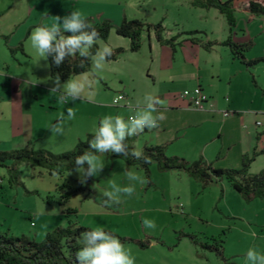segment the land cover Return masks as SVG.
I'll return each mask as SVG.
<instances>
[{"label": "rangeland", "instance_id": "374dc122", "mask_svg": "<svg viewBox=\"0 0 264 264\" xmlns=\"http://www.w3.org/2000/svg\"><path fill=\"white\" fill-rule=\"evenodd\" d=\"M76 1L0 0L1 9L9 8L7 13L0 14V26L4 28L9 25V43H13H10L12 46L5 44V38L0 37V74L5 75V67L9 66V87L7 79L0 80V84L2 81L4 85L0 87L4 99L0 101V151L22 148V143L13 139L11 131L17 114L9 109L10 83L18 84L22 78L28 79L26 81L33 78V81L39 80L34 70L27 66L29 61L33 68L37 66L40 71L48 73L47 60L41 59L31 47L30 35L42 22L44 26L51 25L56 18L45 19L34 8H51L54 14H58L56 16H62V13L67 15L68 9L77 5ZM78 1L79 5H82L80 2H87L91 8H104L107 11L112 29L106 39L95 42L96 47L107 44L112 49L122 48L123 52L114 59H107L100 69L90 62L87 72L73 77L83 84L81 97L74 102L62 104L56 96L50 100L45 95L46 103H52L51 109H47L48 116L54 120L69 109L75 115L67 122L63 135L47 132L46 140L33 136L31 144L34 148H31L34 150H45L56 155L71 151L79 141L94 135L93 129L102 116L118 114L127 119L134 115L137 102L145 95L158 98L159 91L179 88L180 83L173 87L162 76L159 78L163 75L160 69L167 47H160L155 42L153 28L149 33L142 32L139 51L130 52L129 39L115 33L121 21L117 13L121 14V11L116 13L113 8H125L128 19L139 17L144 23H160L164 39L169 40L181 33L179 39L184 41L196 38L202 43H217L212 47L217 52H206L189 43L176 47L175 58L178 63L182 59H193L207 66L212 56L218 58L221 53L226 54L228 49L222 44L228 33L224 17L213 8H199L189 0ZM232 3L235 18L232 41L252 43L244 54L246 61L262 60L249 67L242 66L247 74L251 73L264 92V16L251 14L247 9V0H233ZM100 21L96 15L89 20L91 24ZM14 24L16 30H13ZM30 26L33 27L27 35L26 30ZM17 39H21L20 43L28 49L31 60L22 59L23 56L16 49ZM21 62H24L22 65L26 69L19 68ZM234 65L238 66L236 63ZM24 69L31 75L25 76ZM168 72L174 71L169 69ZM119 95L125 99L115 105L113 101ZM158 99L161 102L159 105L165 106L169 98ZM24 104L30 105L27 100ZM254 106H264V93L260 90L254 98ZM169 119H166L165 125L171 133H175L180 129L182 120ZM145 130L126 138L132 150L143 153L144 144L162 145L165 146L166 157H177L188 163L199 160L197 154L202 152L207 141V135L203 134L202 138L193 127L186 130V137L181 132L169 144L168 138L162 141L156 139V129ZM98 155L105 165L98 176L89 177L85 183L80 182L75 168L58 175L50 174L43 167L31 166L26 161H8L4 167L0 166V232L41 242L57 228L75 231L79 228L102 227L119 238L134 257V264H245L246 252L250 247L264 253V197L244 199L225 180L203 184L184 171L161 170L156 162L151 163L148 170H143L127 166L119 157L112 159L105 154ZM213 167L218 168L215 165ZM250 167L248 175L253 177L260 174L264 169L263 159L253 161ZM125 171L135 172L142 182L129 181ZM11 176L15 178L12 184L9 183ZM113 183L131 185L135 190L131 195L121 194L119 201L106 203L103 193L110 190ZM67 192H72L71 196L63 197ZM143 219L154 221L156 227L146 231ZM79 233L75 236V245ZM214 244L222 246L221 254L213 250L214 247H205Z\"/></svg>", "mask_w": 264, "mask_h": 264}, {"label": "crops", "instance_id": "0c3cea01", "mask_svg": "<svg viewBox=\"0 0 264 264\" xmlns=\"http://www.w3.org/2000/svg\"><path fill=\"white\" fill-rule=\"evenodd\" d=\"M77 1L75 2L77 7L73 6L69 8L68 14L72 10H78L86 16L87 20H91L93 15H96V17L98 16V18L100 17L101 20L102 18L107 19V11L104 8H91L90 3L87 2H80L82 5H79V1ZM118 5L119 4H117V6ZM50 9L51 8H34V10L40 13L45 19L65 16V12L62 13V16H56L58 14H54ZM8 11L9 8H0V14H5ZM93 11L98 12L93 13ZM113 11L116 13L121 11V14L117 13V16H121V20L123 18L128 19L126 17L125 8H113ZM218 14L221 15L219 12ZM136 19L141 20L139 17ZM43 24L42 22L41 26H44ZM1 26L0 37H4L5 44L10 45L9 25H6L4 28H1ZM31 27L33 26L28 27L26 31L28 32ZM13 30H16V26ZM147 32L149 33V31ZM180 34L181 33H178L173 36L177 39L175 42L172 41L174 46L172 48L169 45L159 43L154 33L155 42L158 43L160 47H167V49H165L167 54L163 56L162 69H160V73L163 75H160L159 78L162 76L165 82L170 83V86L180 83L179 88L176 90L159 91L157 94V97L161 98V100L165 97L170 100L168 99L167 105L165 106L157 105V112L155 115L159 116L162 114L163 118L158 119L157 127L153 128L154 130L156 129L158 133H156V139L162 141L168 138L169 144L173 142L181 132H183L186 137V130L193 127L199 131L197 133H199L202 138L204 135H207L205 138L207 141L204 142L202 152L196 154L199 159H202L207 164H211L212 167L215 165L218 168L239 169L243 155L252 157L253 161L261 158L264 163V106H254V98L257 91L260 90L261 93H264L263 89L261 90L259 88L258 83L254 80L251 73L247 74V70L243 68L245 64L233 59L228 49L227 52H225L226 54L221 53L218 58L212 56L207 66L199 62H194L193 59H182L181 63L176 62V47H181L184 43H189V45L201 48L199 45L193 44L187 39V41L179 39ZM27 35H29V32ZM27 35H25V37ZM16 42L15 44L17 47L21 39H17ZM149 42L152 46L151 40H149ZM9 49L11 50L12 48ZM214 51L215 48H212L206 52ZM20 54L23 56V60H31V55L26 47H23V52H20ZM23 63L24 62L18 64L19 68L26 69V66L22 65ZM30 63L29 61L28 65H26L30 70H34V75L37 74L39 80L33 81V78L30 81L34 84H26L24 81L28 79L22 78L19 80L18 84L10 83L9 88V109L11 108L12 113L14 111V114H17L14 116L16 120L13 125H11V131L13 133V139L20 144L22 143V148H34L31 144L33 136H38L37 138L40 140H46L50 125L56 121L48 116L47 109H51L52 103L49 101L46 103L47 100L45 98V95L49 96L48 99L50 98V100L55 97L54 94L50 93L51 89L55 86V79L50 78L49 73L40 71L37 66L33 68ZM235 63L238 65L237 67L234 65ZM169 69H172L174 72H168ZM5 70L6 74H0V80L7 79L6 82H8L7 85L9 87V77L7 75L9 73V66H6ZM162 70H164V72H161ZM26 71L27 70L23 72L25 76L27 74L28 76L31 75ZM245 74L248 76H244ZM249 76L250 78H248ZM60 83L63 82L60 81ZM2 84L1 81L0 87L4 86ZM196 87H200L203 93L208 97V104L204 111L191 108L189 106V99L181 97V93L184 90L191 91ZM2 100L4 99L0 94V101ZM26 100L30 103L29 106L24 104ZM210 104H212L211 108L208 106ZM223 112H228V116L224 117ZM37 115L38 117L35 119ZM44 115L46 117H44ZM166 119L171 121L182 120L180 129H177L175 133H171L165 125ZM144 146L147 145L144 144Z\"/></svg>", "mask_w": 264, "mask_h": 264}, {"label": "trees", "instance_id": "16d2710c", "mask_svg": "<svg viewBox=\"0 0 264 264\" xmlns=\"http://www.w3.org/2000/svg\"><path fill=\"white\" fill-rule=\"evenodd\" d=\"M194 6L203 9L213 8L217 10L225 19L228 27V36L223 41L232 58L238 60L245 66L249 67L255 62L245 60V52L251 47L252 43H235L232 41V30L235 26V18L233 14V0H189ZM248 11L255 16H264V1L263 0H247ZM88 23L89 20H87ZM91 24V23H90ZM99 33V40L106 39L112 29V25L109 20L103 19L99 23L91 24ZM153 28L155 37L159 43L163 45H169L174 47L172 41L175 37L163 39L162 26L160 23L151 25L144 23L137 19L123 18L120 24L115 28V33L118 36L129 39L130 52H138L141 47V34L143 31H149ZM69 35L70 33H64ZM193 35V33H191ZM98 41V40H97ZM190 42L199 45L206 51L212 49L217 44L216 42L207 41L202 43L196 38H191ZM16 49L23 52V45L20 43ZM97 49L96 44L93 45V51ZM122 48L113 49V55L108 59H114L119 53H122ZM79 57H67L64 62L59 66L52 63L51 57H48V73L49 77L55 79L59 77V81H66L69 77H75L77 75L87 72L90 68L91 59L85 60L84 68L77 66ZM93 135H88L85 141H79L77 145L71 150L61 154H52L45 150H34L31 147H23L20 149H14L11 151H0V166L4 167L8 161H26L31 166H40L51 174H62L65 170L69 171L74 169L73 161L75 157L88 148L87 141L92 138ZM129 149L132 150L131 145L125 140ZM165 146H144L143 156L139 159L127 155L117 153H101L105 154L109 158H121L125 161L127 166H135L143 170H148L151 163L156 162L161 170H180L184 171L189 177L198 179L203 184H208L214 181L225 180L231 188L241 195L244 199L252 200L255 198L264 197V169L263 171L251 177L248 175V171L253 161L252 157L243 155L241 159V166L239 169H218L207 164L202 159L194 161L192 163L185 162L184 159L177 157L168 158L165 156ZM144 157H148V162H145ZM15 178L10 177L9 183H14ZM1 183V178H0ZM72 192H67L63 197H70ZM49 198V197H48ZM47 198V199H48ZM86 228H79L75 231L69 229L57 228L53 234H47L43 241L35 242L34 240H27L24 238H17L10 236L7 232H0V264H75V236ZM64 240V242H62ZM205 247H214L218 254H221V245L214 244L213 246L206 245Z\"/></svg>", "mask_w": 264, "mask_h": 264}, {"label": "clouds", "instance_id": "9594fccd", "mask_svg": "<svg viewBox=\"0 0 264 264\" xmlns=\"http://www.w3.org/2000/svg\"><path fill=\"white\" fill-rule=\"evenodd\" d=\"M99 39V33L87 22L86 16L78 10H72L62 18L56 17V21L51 25L37 27L30 35V44L41 59L51 57L52 63L57 66L67 57H79L81 59L78 67L84 68L85 60L91 59L94 67L100 69L113 55V49L105 44L93 51V45ZM25 83L33 82L29 80ZM54 85L50 93L62 104L74 102L81 97L83 91V84L72 77L60 83L57 76ZM160 103L158 98L145 95L137 102L134 115L127 119L118 114L102 116L93 129L94 135L87 141L88 148L73 161L80 182L85 183L89 177L99 175L105 165L98 155L100 153L110 152L141 158L143 153L129 149L125 140L127 137L142 133L145 129L157 127L158 119L163 118L162 114L155 115L157 105ZM74 115L70 109L61 114L55 123L50 125L49 132L63 135L67 122L72 120ZM144 160L148 162L149 158L144 157ZM125 176L129 181L142 182V178L133 171H125ZM134 190L131 185L120 186L113 183L103 196L106 197L105 202L110 203L119 201L121 194L131 195ZM142 224L146 231L156 227L154 221L150 219H143ZM76 245L75 264H134V257L119 238L102 227L80 232ZM245 264H264V253L250 247L246 252Z\"/></svg>", "mask_w": 264, "mask_h": 264}, {"label": "built area", "instance_id": "2783aa9c", "mask_svg": "<svg viewBox=\"0 0 264 264\" xmlns=\"http://www.w3.org/2000/svg\"><path fill=\"white\" fill-rule=\"evenodd\" d=\"M182 98L189 99V105L196 110H204L205 104H208V97L203 93L200 87H196L193 90H184L181 93ZM124 96L119 95L114 99V103L118 104L120 101L124 100ZM128 105V103H127ZM209 108L212 107V104L208 105ZM223 116H228V112H223ZM259 124V123H258Z\"/></svg>", "mask_w": 264, "mask_h": 264}]
</instances>
